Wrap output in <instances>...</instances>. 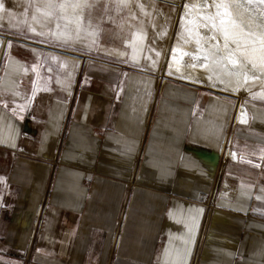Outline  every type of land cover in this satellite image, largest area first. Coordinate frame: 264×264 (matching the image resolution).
Segmentation results:
<instances>
[{"label": "crops", "instance_id": "1", "mask_svg": "<svg viewBox=\"0 0 264 264\" xmlns=\"http://www.w3.org/2000/svg\"><path fill=\"white\" fill-rule=\"evenodd\" d=\"M116 1L0 0V264H264V101L161 75Z\"/></svg>", "mask_w": 264, "mask_h": 264}, {"label": "rangeland", "instance_id": "2", "mask_svg": "<svg viewBox=\"0 0 264 264\" xmlns=\"http://www.w3.org/2000/svg\"><path fill=\"white\" fill-rule=\"evenodd\" d=\"M121 2V8H106L107 16L113 14L122 15V30L129 36L133 45L146 44L148 52L152 48L153 54L150 56L152 62H161L164 58L163 48L160 44L154 43L152 29L168 31L170 33V52L167 64L168 73H165V65L161 66V75L206 86L214 90L227 93L237 98L252 99L258 102L264 101V69L253 68L250 63L244 64L239 53L237 59L241 61L236 65L229 63L227 51L223 49V41L218 43L219 51L216 50L217 43H208V39H203L199 31L203 27H197V22L202 21L200 12H215V8L203 7L212 4V0H117ZM116 1V2H117ZM240 7H232V12L238 22L242 21L245 31L251 29L259 32L258 25L264 20L261 16V7L256 4L249 5L239 0ZM183 5V7L181 6ZM189 5L186 12L185 33L175 42L173 33L179 26V16L184 5ZM199 5L200 7H196ZM186 11V10H185ZM163 15L166 22L157 15ZM206 32H209L206 29ZM168 38V33H164ZM217 36H220L217 34ZM221 37V36H220ZM222 38V37H221ZM199 41V43H198ZM173 49L176 51L173 52ZM207 57V59L205 58ZM150 67L157 73L154 64ZM247 71V79L244 72ZM179 74H187L188 78H181ZM165 76V77H166ZM195 78L200 82H194ZM157 90H160L158 85ZM243 92V93H242Z\"/></svg>", "mask_w": 264, "mask_h": 264}, {"label": "snow or ice", "instance_id": "3", "mask_svg": "<svg viewBox=\"0 0 264 264\" xmlns=\"http://www.w3.org/2000/svg\"><path fill=\"white\" fill-rule=\"evenodd\" d=\"M249 5L256 4L264 6V0H243ZM240 7L239 0H212L211 5L205 3L203 7L215 8V12H200L202 21L197 22V27H203L210 32L208 39L217 40V34L223 39V49L227 51V59L229 63L236 65L241 63L237 59L236 54L239 53L243 58V63H250L253 68L258 66L264 69V20L258 25L261 29L254 32L251 29L245 31L242 21L238 22L232 12V7ZM0 7H3L0 4ZM189 5H185L186 12ZM196 7H200L196 5ZM261 16H264V7L260 10ZM183 20L184 17H181ZM199 43V41H198ZM234 45V48H230ZM216 50L219 51L218 43ZM176 50L173 49V52ZM207 59V57H205ZM247 79V71L244 72Z\"/></svg>", "mask_w": 264, "mask_h": 264}, {"label": "built area", "instance_id": "4", "mask_svg": "<svg viewBox=\"0 0 264 264\" xmlns=\"http://www.w3.org/2000/svg\"><path fill=\"white\" fill-rule=\"evenodd\" d=\"M212 199H213V195H211L209 201L212 202ZM126 206H127V202L125 201V204H124V206H123V211H122L121 218L123 217V215H124V213H125V211H126Z\"/></svg>", "mask_w": 264, "mask_h": 264}, {"label": "bare ground", "instance_id": "5", "mask_svg": "<svg viewBox=\"0 0 264 264\" xmlns=\"http://www.w3.org/2000/svg\"><path fill=\"white\" fill-rule=\"evenodd\" d=\"M222 41H223V39L220 36H218V43H221ZM230 48H234V45H230Z\"/></svg>", "mask_w": 264, "mask_h": 264}]
</instances>
